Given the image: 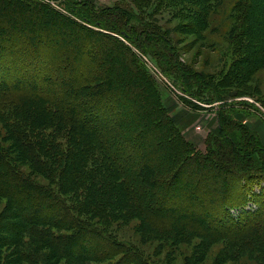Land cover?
Segmentation results:
<instances>
[{"label": "trees", "instance_id": "1", "mask_svg": "<svg viewBox=\"0 0 264 264\" xmlns=\"http://www.w3.org/2000/svg\"><path fill=\"white\" fill-rule=\"evenodd\" d=\"M66 1L67 14L77 15L80 23L39 1L0 0V264H41L39 257L44 264H157L139 246L115 234L114 226L126 217L139 220L147 244L169 232L204 242L215 235L243 237L254 232L264 250V187L259 184L264 175V127L241 124L247 136L240 138L245 143L238 142L232 124L241 118L229 114L234 118L229 120L219 104L216 132L235 152L209 148L203 154L181 135L190 154L176 165L182 172L162 178L163 157L136 131L148 129L145 124L151 118L134 109L130 86L125 88L109 69L119 65L130 85L137 84L141 100L152 102L171 129L179 128L186 112L171 114L174 105L159 104L152 77L135 54L131 59L126 43L115 38L129 56L131 69L118 64L112 53L100 51L103 57L98 58L101 46L92 44L89 35L108 38L111 35L103 32L114 31L162 68L172 56L175 72L169 76L176 77L186 93H202L207 98L198 97L214 103L221 96L205 74L177 62L171 38L148 24L139 30L131 27L128 14L118 8L99 7L91 0ZM41 11L43 18L37 19L34 14ZM59 18L83 31L71 52L66 44H57L60 34L51 29ZM151 37H162L164 46ZM210 154L212 168L206 179L196 161ZM180 178L183 185L193 182L186 197L182 186L175 185ZM160 188L164 192L161 189L158 196ZM251 204L254 210H249ZM190 259L197 264L198 258Z\"/></svg>", "mask_w": 264, "mask_h": 264}, {"label": "rangeland", "instance_id": "2", "mask_svg": "<svg viewBox=\"0 0 264 264\" xmlns=\"http://www.w3.org/2000/svg\"><path fill=\"white\" fill-rule=\"evenodd\" d=\"M33 1L48 4L64 14H67L69 10L66 0ZM80 1L84 0H78V2ZM91 2L99 7H114L127 13L126 21L133 28L138 27L139 30L142 28V24H148L159 35L163 34L167 38H171L175 43L177 62L183 68L205 74L216 88L221 96L220 101L216 103L221 105L223 116L227 115L228 117L229 114L230 116L233 114L240 116L241 119L234 120L232 124V133L238 142L245 143V138L242 140L240 138L247 136L244 134L247 133V130L242 131L244 129H241V124L252 123L255 125L259 123L264 127V0H91ZM45 13L54 15L47 11ZM41 14L43 11L34 15L37 19H42L43 15ZM67 15L75 22L82 21L73 13ZM124 18L126 19V17ZM14 22L17 29L21 28L19 19H14ZM23 23L25 22L23 21ZM123 24H125L124 21ZM51 25L54 35L60 34V38L56 37L59 40L57 44H66L68 52L73 51L72 47L76 48V42L83 35L80 27L61 18ZM103 33L111 36L99 38L89 35V38L93 39L92 44L101 46V49L97 51L98 58L103 57L100 55L101 52L112 53L111 56L118 64L128 65L129 56L122 53V47L121 45L117 46L115 38L124 42V45L126 43L131 49V52L129 51L131 59L135 54L137 63H140L145 72H148L152 77V89H154L159 104L174 105L175 109L171 114L186 112L184 113L185 119L178 126L179 128L171 129L152 102L144 101V103L141 100L137 84L133 81L132 86L130 85V78L125 77L119 65H114V68L109 69L110 75H118L123 80L125 88L130 86L128 90L135 97L136 107L134 109L144 111L151 118L149 123H144L148 129L136 131L140 135L143 134L148 140L150 150L159 151L160 156L163 157L159 164L160 170L165 174L162 178L170 179L175 171L182 172V169H176V165L181 163V159L185 158L188 153L190 154L184 146L185 142L182 143L180 139L181 135L185 138L184 140L193 145L194 151L198 149L203 154H207L206 151L209 148L211 150L216 148L215 152L217 153H221L219 150L223 151L224 149L231 154L235 152L232 151L233 147L228 140L216 132V124L214 125L218 114L216 103L210 98L204 101L198 97L199 95L207 96L202 93H197L199 94L197 96L189 95L180 88L181 85L176 77L169 76L175 72L171 62L172 56L168 57L171 60L166 61L162 68L159 63L156 64L150 59L144 58L140 50H137L138 48L131 46L114 31L109 30ZM66 38L71 39L70 41L64 40ZM151 38L157 46H164L165 40L162 37ZM235 53L238 54L237 58ZM106 66L108 65L105 64L102 67L103 71L101 72L106 71ZM128 66L131 69L130 65ZM233 119L229 118L231 121ZM211 120V124H208ZM135 125H140L138 119L135 120ZM251 133L257 135L255 129L251 130ZM206 157L204 161L200 159L196 162L199 165L198 170L200 168L201 174L207 173L205 178L208 179L211 173L209 171L212 168V154ZM217 176L215 174L213 178ZM183 179L180 178L175 185L178 188L182 186L186 197L187 194H190L188 191H190L193 182L183 185ZM260 180L259 184L264 187V175ZM161 189L157 192L158 196L163 190ZM257 190L255 193H258ZM177 193L180 192L177 191ZM158 196H156L157 203L160 204ZM253 206L256 207L251 204L249 210H254ZM3 207L4 204L0 202V209ZM163 209L161 211L165 212ZM124 221L120 224L118 222L113 228L117 237L139 246L149 255V259L154 260L157 264H193V259H190L192 257L198 258L195 261L197 264H264V250L260 247L263 245L258 241L254 232H247L249 236L244 235L243 237L238 234L227 235L226 238L215 235L216 237L212 240L205 242L196 236L192 237L191 234L169 232L166 238H159V240L147 244L142 242L145 241L142 233L144 230L139 228V220L126 217ZM204 224L209 228L221 231L210 224ZM237 231L238 229H235V232ZM187 255L190 258L185 257ZM39 259L40 263L44 264L45 260L42 257ZM24 262L28 261L24 260Z\"/></svg>", "mask_w": 264, "mask_h": 264}, {"label": "built area", "instance_id": "3", "mask_svg": "<svg viewBox=\"0 0 264 264\" xmlns=\"http://www.w3.org/2000/svg\"><path fill=\"white\" fill-rule=\"evenodd\" d=\"M218 105H219L218 103L215 104L216 107H218Z\"/></svg>", "mask_w": 264, "mask_h": 264}, {"label": "crops", "instance_id": "4", "mask_svg": "<svg viewBox=\"0 0 264 264\" xmlns=\"http://www.w3.org/2000/svg\"><path fill=\"white\" fill-rule=\"evenodd\" d=\"M208 124H211V122H209ZM209 126V125H208Z\"/></svg>", "mask_w": 264, "mask_h": 264}]
</instances>
